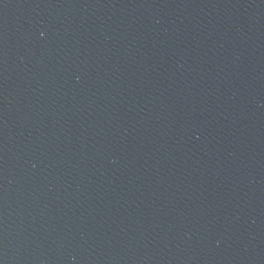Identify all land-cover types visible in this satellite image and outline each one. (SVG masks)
Segmentation results:
<instances>
[{
	"label": "water",
	"instance_id": "1",
	"mask_svg": "<svg viewBox=\"0 0 264 264\" xmlns=\"http://www.w3.org/2000/svg\"><path fill=\"white\" fill-rule=\"evenodd\" d=\"M0 264H264V0H0Z\"/></svg>",
	"mask_w": 264,
	"mask_h": 264
}]
</instances>
